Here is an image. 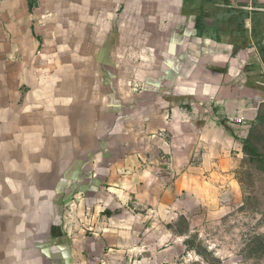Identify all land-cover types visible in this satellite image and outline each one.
<instances>
[{
	"label": "crops",
	"instance_id": "obj_1",
	"mask_svg": "<svg viewBox=\"0 0 264 264\" xmlns=\"http://www.w3.org/2000/svg\"><path fill=\"white\" fill-rule=\"evenodd\" d=\"M31 4L0 0V264H177L196 214L243 205L264 0Z\"/></svg>",
	"mask_w": 264,
	"mask_h": 264
},
{
	"label": "rangeland",
	"instance_id": "obj_2",
	"mask_svg": "<svg viewBox=\"0 0 264 264\" xmlns=\"http://www.w3.org/2000/svg\"><path fill=\"white\" fill-rule=\"evenodd\" d=\"M78 8L77 4L70 6L75 13L79 12ZM54 23L56 25L57 22ZM70 27L75 32V36L70 37V43L93 58L101 39L94 32V22L73 20ZM77 29L82 36H78ZM140 87L135 85V92ZM247 141L257 152L253 154L245 149V156L237 169L243 190V205L229 212L196 214L192 220L193 232L177 264H264V119L250 130ZM71 200V208L76 214L77 200ZM80 222L91 227L87 230L88 235L98 231L92 218ZM176 224L177 231H185L187 224L184 219H179ZM190 250L194 251L191 257L188 255Z\"/></svg>",
	"mask_w": 264,
	"mask_h": 264
},
{
	"label": "trees",
	"instance_id": "obj_3",
	"mask_svg": "<svg viewBox=\"0 0 264 264\" xmlns=\"http://www.w3.org/2000/svg\"><path fill=\"white\" fill-rule=\"evenodd\" d=\"M31 2H32V0H29V7L32 5ZM244 149H246V150L249 149V151H251V153H253V154H256V152H257L256 149H254L253 147H251L249 145L248 141L245 142Z\"/></svg>",
	"mask_w": 264,
	"mask_h": 264
},
{
	"label": "built area",
	"instance_id": "obj_4",
	"mask_svg": "<svg viewBox=\"0 0 264 264\" xmlns=\"http://www.w3.org/2000/svg\"><path fill=\"white\" fill-rule=\"evenodd\" d=\"M238 121H240V120H238Z\"/></svg>",
	"mask_w": 264,
	"mask_h": 264
}]
</instances>
